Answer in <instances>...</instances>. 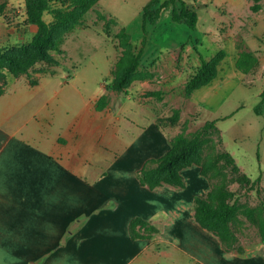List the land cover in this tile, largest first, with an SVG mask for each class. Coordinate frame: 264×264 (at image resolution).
<instances>
[{"label":"crops","instance_id":"crops-1","mask_svg":"<svg viewBox=\"0 0 264 264\" xmlns=\"http://www.w3.org/2000/svg\"><path fill=\"white\" fill-rule=\"evenodd\" d=\"M230 54L190 102L222 107L246 76L236 66L237 50ZM49 74L14 83L10 74L0 93V264H264L260 238L247 245L238 240L242 252L230 251L196 220L195 197L211 189L200 165L180 170L182 187L140 182L144 163L168 148L169 132L155 119L135 145L127 143L128 114L112 112L114 126L107 128L90 105L98 98L75 112L61 110L59 104L74 97L83 103L84 95L70 81L53 89ZM120 117L126 120L121 131ZM97 135L104 149L95 147ZM104 161L107 170L86 175ZM134 218L150 230L138 223L133 236Z\"/></svg>","mask_w":264,"mask_h":264},{"label":"rangeland","instance_id":"rangeland-1","mask_svg":"<svg viewBox=\"0 0 264 264\" xmlns=\"http://www.w3.org/2000/svg\"><path fill=\"white\" fill-rule=\"evenodd\" d=\"M147 1L86 0V8L73 27L57 39L60 50H50L49 61L38 59L27 66L29 78L35 80L39 75L50 73L48 80L53 89L70 81L68 86L74 85L83 92V103L81 98L74 97L59 104L61 110L75 112L88 105L90 99L98 98L105 91L104 86L113 81L124 60L126 45L122 44L120 32L129 36L132 52L139 50L143 37V6ZM0 4L3 5L0 52H3L28 43L35 32L26 21L25 0H0ZM53 4L59 6L62 2L56 0ZM195 5L198 22L194 29L171 20V5L161 10L154 23L146 24V43L130 85L122 91L108 90V105L94 111L101 115L102 124L107 128L114 126L112 112L128 114V120L133 123L123 136L124 141H133L134 145L142 128L154 119L169 132L170 138L176 130L187 137L199 133L203 139L202 157L211 151L228 152L237 168L230 163L226 165L223 158L225 162L219 164L223 166L221 169L228 177L248 176L250 179L241 183L231 180L228 187L236 192L239 202L257 206L264 201V114H255L253 106L259 102V93L264 88V0H197ZM44 18L53 21L49 12L44 13ZM32 27L36 30V25ZM243 49H259L256 53L263 61L250 69H255L253 75L250 70L244 72L246 76L219 110L188 100L185 84L201 65L202 58L208 60L218 50L231 55L234 50L239 53ZM10 74L7 68L1 69L0 87ZM22 74L19 78L12 74L9 80L22 82L28 77ZM94 104L95 101H91V107L94 108ZM123 117L117 120L119 130L126 121ZM212 121L213 127L208 125ZM95 147L105 148L101 135L95 137ZM108 164L97 162L98 166L90 167L86 175L97 176L108 169ZM235 221L237 224L232 227L244 245L259 239L256 222L241 214ZM144 226L150 230L146 224Z\"/></svg>","mask_w":264,"mask_h":264},{"label":"trees","instance_id":"trees-1","mask_svg":"<svg viewBox=\"0 0 264 264\" xmlns=\"http://www.w3.org/2000/svg\"><path fill=\"white\" fill-rule=\"evenodd\" d=\"M56 0H25L26 21L36 25V31L28 43L18 45L9 50L0 52V74L2 68H7L14 76L25 73L30 77L27 66L38 59L51 60L50 50H60L57 46V39L64 32L73 27L76 19L86 8V0H61L62 4L55 6ZM197 0H148L143 6L142 31L143 37L141 46L137 52H132L129 36L120 32L122 44L126 45L124 60L119 65L111 83L104 86L105 91L98 97L95 103L97 110H102L108 105V90L122 91L130 85L136 74L140 57L146 43V24L154 23L160 16L161 10L169 7L172 21L184 24L188 28L194 29L198 22L196 9ZM178 3V4H177ZM71 5V7H69ZM0 4V12L2 11ZM258 7V4H256ZM49 12L53 16V21L48 22L44 18V13ZM236 66L243 72L249 71L258 64L255 54L251 50L243 49L239 51ZM225 55L224 50H218L210 59H201V65L197 71L188 79L185 84V93L190 95L195 89L207 84L217 73V66ZM1 80V78H0ZM31 82L35 80L30 79ZM5 83V82H4ZM2 83V85H4ZM3 86L0 87V93ZM260 100L253 106L256 114H264V88L259 93ZM214 121L209 122V126H214ZM167 150L158 158L148 159L143 167L138 171V177L142 184L150 188L163 185L165 183L182 187L184 186L180 170L193 163L200 165L201 172L211 180V189L204 196L195 197V218L205 228L213 231L222 240L227 250L242 252V247L238 244L239 236L235 233L232 224L239 214L244 215L248 220L256 222L259 230V238L264 242V201L257 206L239 202L236 192L231 190L229 182H250L248 176L228 177L221 169L223 158L227 163L232 164L236 169L237 164L228 152L211 151L206 157H202L201 151L203 139L199 133L192 137H187L182 132L176 133L169 140ZM231 181V182H232ZM139 218H134L130 222V231L133 236L138 235L135 226L143 223Z\"/></svg>","mask_w":264,"mask_h":264}]
</instances>
